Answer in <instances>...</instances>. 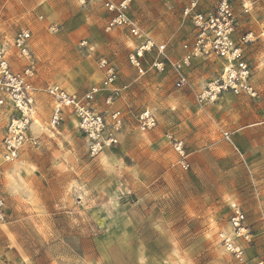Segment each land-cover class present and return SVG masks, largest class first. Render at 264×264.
Returning a JSON list of instances; mask_svg holds the SVG:
<instances>
[{
  "label": "rangeland",
  "instance_id": "rangeland-1",
  "mask_svg": "<svg viewBox=\"0 0 264 264\" xmlns=\"http://www.w3.org/2000/svg\"><path fill=\"white\" fill-rule=\"evenodd\" d=\"M188 1L132 0L129 8L146 34L166 44L173 60L180 57L181 44L193 38L189 20L181 18ZM75 2L76 20L82 14L95 16L96 23L85 22L88 28L72 35L40 6H27L9 23L7 38L10 42L19 28L31 30L40 87L50 82L84 93L100 81L98 58L111 60L120 83L127 84L113 104L124 111L125 125L118 145L94 155L70 124L49 136L30 126L12 161H4L0 149V195L12 213L7 233L0 226V262L232 264L219 238L231 233V202L245 212L252 235L247 257L264 260V0L233 2L234 37L251 34L244 54L259 96H226L205 104L187 89H176L169 70L138 76L127 61L126 31H106L108 12L97 2ZM198 2L209 10L216 0ZM50 23L57 24V32L49 31ZM10 61L15 70L26 63L15 52ZM220 64L213 56L198 58L192 72L205 82L218 75ZM48 107L41 99L31 115L51 134L45 128ZM144 109L155 114L157 129L136 127L135 116ZM165 133L182 140L187 170L178 165Z\"/></svg>",
  "mask_w": 264,
  "mask_h": 264
},
{
  "label": "built area",
  "instance_id": "built-area-1",
  "mask_svg": "<svg viewBox=\"0 0 264 264\" xmlns=\"http://www.w3.org/2000/svg\"><path fill=\"white\" fill-rule=\"evenodd\" d=\"M78 1L84 4L87 0ZM93 1L110 13L106 31L121 28L134 40L135 45L128 52L127 61L138 76H143L148 71L162 73L169 70L173 86L181 89L189 83L186 70L191 67L193 60L213 56L225 63L221 72L207 80L194 94L198 104L216 101L224 93L251 99L259 96L244 54L245 46L252 40L251 34L234 37L235 0H216L213 9L209 10H202L198 0H189L182 7L181 18L189 20L194 34L191 41L181 44L182 52L176 60L169 56L165 43L154 41L129 15L132 0ZM243 8L246 12L245 4ZM48 28L50 32L58 31L53 24ZM31 35L30 29L19 28L12 38L11 48L26 60L19 70H15L11 64V51L7 46H0V149L4 161L14 160L27 141L37 92L44 93L53 104L50 127H58L67 115L73 117L90 154L94 155L118 145V134L125 125L126 117L124 111L113 107V104L127 88V84L120 88L114 87L119 77L116 65L105 57L98 58L96 67L101 74L100 81L83 94L67 92L56 83L50 82L40 87L36 83L37 70L31 56ZM81 45L86 43L82 42ZM99 101L104 104L100 109ZM135 124L142 132L150 131L157 128V119L152 111L144 109L136 114ZM164 137L178 154L177 163L180 168L187 170L189 163L182 140L170 133H165ZM222 137L230 140V133L223 131ZM5 211V199L0 195V226L5 222ZM229 211L231 233H220L219 238L225 252L231 257L232 264H264L263 259L251 260L246 255L245 244L252 242V235L246 223L245 212L236 202L229 204Z\"/></svg>",
  "mask_w": 264,
  "mask_h": 264
},
{
  "label": "crops",
  "instance_id": "crops-1",
  "mask_svg": "<svg viewBox=\"0 0 264 264\" xmlns=\"http://www.w3.org/2000/svg\"><path fill=\"white\" fill-rule=\"evenodd\" d=\"M12 1L13 0H0V46H7V48L11 51L12 54L14 53V50L11 48V43H12V38L14 37L15 33L12 35L11 40L9 42V38H7V32H8L7 29L9 28L8 25L12 21H14L13 19L16 18V16L19 14V12L25 10L27 6H28V8H34V7L40 6V8L43 10V12L46 13L47 16H49L48 19H51V21H57V22H60V23H63V24L65 23V28H66L65 30L67 32H69V34H72V35H73V32H76L77 30H80V32H81V31L84 30V28H88L87 24L85 22H87V23H89V22L96 23L95 22V16H92L90 18L85 19V16L82 15V14L80 16L78 15L79 17L77 16V20H76V17H74L75 16L74 13H75L76 9L73 7V4L76 3L75 0H29V1H26V2H25V0H16L17 4H15V5L12 4ZM66 1L69 2L67 4V7H66ZM115 1H118V0H115ZM64 2H65V5H64ZM3 3H5V4L11 3V4L6 5V9L3 10V7H4ZM13 6L15 8L14 10L12 9ZM69 7H72L71 9L72 10L75 9V10H73V12L71 10V12H70ZM64 10L66 11V13L64 12ZM62 12H64V13L62 14ZM106 14H107V17L108 16L110 17V13L109 14L106 13ZM109 17H108V19H109ZM39 19H42L41 15L39 16ZM79 22H81V24H79L78 26L77 25L74 26L75 23H79ZM51 24L52 23H50L49 25H51ZM76 27H77V29H76ZM122 31H124V29H122ZM126 33H127V31H126ZM127 37H129L128 34H127ZM31 38H32V35H31ZM129 38H128V44L127 45H129V48L132 49L134 47V45H135V42H134V40H132L131 38L129 39ZM30 44H31V41H30ZM130 49H129V51H130ZM219 62L221 63L220 64V71H219V73H220L225 62L222 59H219ZM193 63H194V60L192 62L191 67L186 70V74H187L189 83H188L187 86L183 87V89H187L188 91H190L192 96H194V94L196 92H198L204 86V83L206 82V81L205 82H203V81L201 82L200 79L197 78V76L195 77V73L192 72ZM99 76L101 78V74L100 73H99ZM252 82H253V80H252ZM124 84H126V83H120V80H119V77H118V80L114 84V87L120 88ZM253 84L255 85L254 82H253ZM37 85L39 86V83H37ZM65 90L67 92H70V93H76V92H73V91H69L67 89H65ZM77 94H79V93H77ZM81 94H83V93H81ZM226 96H233V95H231L230 93H224L220 98H223V97H226ZM234 97H245V98H248L246 96H234ZM41 99H45V101L49 104V107L47 109L48 110V120L46 122V125L42 121L41 122L45 125V128H47L51 132V134H49V132H47L46 130L42 129L41 127L35 125L34 121H33V118H32V115H31V118H32L31 127H33L35 131H37L35 133H37L39 136H41L43 133L45 135H47V136L55 134V133L57 134V133H59V130L60 131L61 130L62 131H67V129H68L67 127L70 124L72 126V129L75 130L78 134H80L78 132L77 128H76L75 120L73 119V117L68 116V115L66 116L64 122L61 123L58 127L51 128L50 125H49V119H50V116H51L53 104H52L51 100L49 99V97L46 96L44 93L37 92L36 98H35V105H34V109L33 110L36 111V109L38 108V105L41 104ZM100 102L101 101H99V104H98V108L99 109L103 107V105ZM114 107L119 108L117 106H114ZM36 114H37V111H36ZM31 127H30V129H31ZM45 135L42 137V139L45 138ZM82 138L84 139L83 136H82ZM5 203H6V201H5ZM5 212H6V219H5V222L1 225V227L3 228V231L6 232L7 229H8L7 227H11L10 222L7 223V221L10 218V216L12 215V213L9 212V207H7V205H6V211Z\"/></svg>",
  "mask_w": 264,
  "mask_h": 264
},
{
  "label": "bare ground",
  "instance_id": "bare-ground-1",
  "mask_svg": "<svg viewBox=\"0 0 264 264\" xmlns=\"http://www.w3.org/2000/svg\"><path fill=\"white\" fill-rule=\"evenodd\" d=\"M33 117H35V116H33ZM35 119V118H34ZM41 125V124H40ZM43 127V126H42Z\"/></svg>",
  "mask_w": 264,
  "mask_h": 264
}]
</instances>
